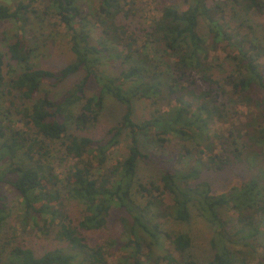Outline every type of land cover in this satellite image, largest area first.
<instances>
[{
	"label": "trees",
	"instance_id": "obj_1",
	"mask_svg": "<svg viewBox=\"0 0 264 264\" xmlns=\"http://www.w3.org/2000/svg\"><path fill=\"white\" fill-rule=\"evenodd\" d=\"M233 1L247 15L264 13V0ZM189 2L185 10L164 6L143 35L146 45L135 31L117 23L122 0H100L96 42L82 25L86 17L78 0H51L49 9L68 29L74 54L72 62L58 69L32 63L36 48L22 33L6 50L0 47V89L5 87L7 96L3 117L23 125L0 120V235L11 212L8 189L21 199L24 218L36 229L48 216L50 222L59 220L57 235L71 249L38 256L20 244L6 264H108L107 245L91 244L89 233L108 232L117 222L122 232L113 238V248L127 252L123 264H201L189 253L192 231L167 226L189 222L192 207L214 228L215 253L204 264H246L230 244H248L264 232V41L250 32L224 31L210 0ZM33 13L22 1L15 8L0 4V22L14 20L25 27ZM200 17L209 20L208 36L199 31ZM224 39L232 46L230 69L216 78L212 51ZM114 59H121L118 75L98 72L104 60ZM78 72L85 74L61 97L44 92V84L58 86ZM93 77L99 88L89 95ZM107 95L124 105L121 120L101 138L68 134L71 126L86 131L95 124ZM143 98L165 101L169 109H156L150 118L137 121L135 101ZM241 106L247 111L245 122L211 131L215 121L238 118ZM124 132L129 153L112 165L111 150ZM55 140H62L57 152ZM148 145L154 149L146 150ZM57 157L78 159L64 187L52 162ZM140 160L161 171V185L137 180ZM234 161L254 169L250 180L221 194H213L208 181L192 185L204 170L221 171ZM66 197L82 204V216L69 215ZM222 209L234 210L236 217L228 219Z\"/></svg>",
	"mask_w": 264,
	"mask_h": 264
},
{
	"label": "rangeland",
	"instance_id": "obj_2",
	"mask_svg": "<svg viewBox=\"0 0 264 264\" xmlns=\"http://www.w3.org/2000/svg\"><path fill=\"white\" fill-rule=\"evenodd\" d=\"M24 2L30 6V10L36 11L30 19V22L22 27L21 23L14 20H5L0 22V47L3 50L14 42L17 33H22L29 42L30 46L35 47V56L32 58V63L35 65H45L51 68H61L74 60V54L71 51L69 44V31L62 24L60 18L55 14L53 9H49L51 0H0V4L9 5L15 8L18 2ZM211 6L216 10L215 14L219 24L223 30L228 32L239 31L241 34L250 32L253 36L264 41V13H254L247 15L240 6H237L233 0H210ZM210 2V3H211ZM100 0H78V5L86 17L82 21V25L91 32L92 41L98 40V34L101 29V24L97 17ZM175 5L180 10H185L190 5L189 0H122L123 12L118 15L117 23L127 25L129 31L139 37V43H145L146 37H143L146 30L155 19L162 15V9L166 5ZM217 5L220 8L217 9ZM49 9V10H48ZM128 13V14H127ZM199 31L201 34L209 35V20L200 17ZM151 43L148 46L150 51ZM232 46H229L228 40L224 39L216 51H212V61L215 64L213 73L216 78L224 77L226 72L230 69V53ZM153 51V50H152ZM262 62L264 57L261 58ZM8 72V68H5ZM122 71L121 59L104 60L98 67V72L107 75H118ZM13 74V71L11 72ZM10 73V75H12ZM84 72H78L70 78L62 82L58 86L43 85L44 92H48L52 97H61L68 89H70L83 76ZM99 84L96 78H91L87 92L89 95L96 92ZM5 87L0 89V120H3L4 125L22 127L23 125L11 117L14 121H8L5 116L7 96L4 92ZM80 106L74 108L75 112L79 111ZM169 109L166 102L154 103L153 99H138L135 101V119L143 121L150 118L151 114L156 110ZM125 108L124 105L115 99L112 95H107L106 104L102 110L98 121L93 124L86 131L76 130L74 126L69 128L68 134L75 133L77 135H87L92 138H101L109 128L116 125L122 118ZM240 116L233 117L230 122L221 123L213 122L211 124V131H228L233 128L232 121L239 123L247 120V111L244 106L239 108ZM8 130V128H7ZM9 132V130H8ZM62 140H55L53 143L54 151L57 152L61 146ZM130 141L126 134L123 133L119 144L111 150L110 163L113 165L117 162L123 161L129 153ZM150 145L146 146V150H153ZM85 159L93 161V157L86 155ZM187 160V159H186ZM53 165L60 178V185L64 187L66 176L70 169L77 163L76 158H53ZM180 166V165H179ZM254 169L250 168L247 162L234 161L226 166L221 171L204 170L199 179L192 182L195 186L202 181H208L212 187L213 194H221L227 192L233 186H240L244 182L251 179ZM137 180L143 183L155 182L161 185V171L148 165L146 162L140 160L137 165ZM10 197L11 212L9 217L5 220L2 232L0 235V264H6L13 259L12 248L24 244L32 248L36 255L40 256L46 251L61 249L65 252H71L69 244L60 240L57 233L59 231V220L50 222L41 221L40 229H36L31 220H26L24 217V209L21 199L17 197L12 191L4 190ZM66 196V191L63 190ZM167 202L172 200L169 195H166ZM65 209L72 217H80L83 214L84 207L81 203L75 200H70L66 197ZM156 209V208H155ZM192 217L189 222L184 224L167 223V226L175 231L181 228L188 229L194 234V244L189 253L199 263L204 264L212 259L215 250L212 247L211 239L214 236V228L206 220L201 218L192 207ZM224 215L228 219H234L236 212L230 209H222ZM233 233L234 228H229ZM122 232L121 222H117L110 231H93L89 233L91 244L97 242L107 245L108 264H123V257L127 254L125 250L115 251L113 248V238H117ZM169 246V245H168ZM230 247L235 250L238 257H243L246 264H263L264 255V232L256 237L251 238L249 243L240 242L237 244H230ZM161 247H156L158 250ZM113 249V250H111Z\"/></svg>",
	"mask_w": 264,
	"mask_h": 264
}]
</instances>
